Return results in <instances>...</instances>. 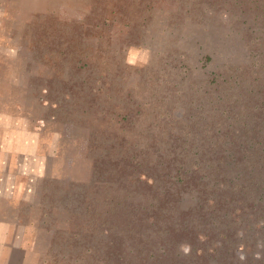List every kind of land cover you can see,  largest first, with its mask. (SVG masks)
Here are the masks:
<instances>
[{"label":"rangeland","instance_id":"374dc122","mask_svg":"<svg viewBox=\"0 0 264 264\" xmlns=\"http://www.w3.org/2000/svg\"><path fill=\"white\" fill-rule=\"evenodd\" d=\"M218 73L238 116L254 96L234 165L249 197L178 259L264 264V0H0V264H114L115 208L146 184L119 190L113 162L145 146L153 107L170 121L169 102Z\"/></svg>","mask_w":264,"mask_h":264},{"label":"trees","instance_id":"16d2710c","mask_svg":"<svg viewBox=\"0 0 264 264\" xmlns=\"http://www.w3.org/2000/svg\"><path fill=\"white\" fill-rule=\"evenodd\" d=\"M83 64L89 67L87 61L83 60ZM223 76L218 73L207 85L204 82L202 91L193 79L183 97L176 96L169 102L173 106L164 110V114L171 112L166 114L170 121H160L158 107H153L150 125L139 133L145 136V146L137 147L144 142L134 140L125 149L128 155L119 156L113 162L115 170L118 169L113 179L119 190L126 186L127 175L130 183L127 185L133 189L146 184L139 194L126 192L124 205L115 208L112 220L114 264H185L182 258L178 259V252L182 253L187 246L203 249L198 236L221 237V231L210 225L225 215L233 218L236 211L242 212L239 206L248 200L250 188L235 181L234 165L246 156L243 146L250 138L249 127H253L248 112L254 96L247 94L245 114L238 116L236 112L242 100L237 98L231 104L235 95L226 93L221 80L227 79ZM138 104L139 109L146 105ZM179 107L185 111L178 119L174 112ZM124 110L129 113L125 119L134 128L132 113L135 109L130 106ZM227 111L236 121L243 119V123L222 129L225 124L220 123L226 122ZM210 113L213 114L211 120ZM120 139L126 140L123 136ZM123 144L120 142L125 148L127 144ZM129 196L133 202H129ZM231 221L233 219H228V226L233 228ZM166 253L172 256L165 258Z\"/></svg>","mask_w":264,"mask_h":264},{"label":"crops","instance_id":"0c3cea01","mask_svg":"<svg viewBox=\"0 0 264 264\" xmlns=\"http://www.w3.org/2000/svg\"><path fill=\"white\" fill-rule=\"evenodd\" d=\"M17 254H18V252H16V253L14 254V260H15V256H17Z\"/></svg>","mask_w":264,"mask_h":264}]
</instances>
